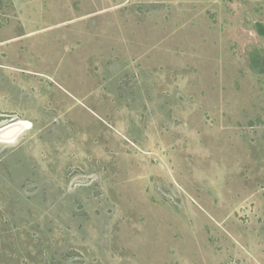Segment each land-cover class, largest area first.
<instances>
[{
	"label": "rangeland",
	"instance_id": "1",
	"mask_svg": "<svg viewBox=\"0 0 264 264\" xmlns=\"http://www.w3.org/2000/svg\"><path fill=\"white\" fill-rule=\"evenodd\" d=\"M13 126L0 264H264V0H0Z\"/></svg>",
	"mask_w": 264,
	"mask_h": 264
},
{
	"label": "water",
	"instance_id": "2",
	"mask_svg": "<svg viewBox=\"0 0 264 264\" xmlns=\"http://www.w3.org/2000/svg\"><path fill=\"white\" fill-rule=\"evenodd\" d=\"M3 129L0 130V140L9 139L11 136H14L20 130L19 127L17 126H13L7 129L3 128Z\"/></svg>",
	"mask_w": 264,
	"mask_h": 264
}]
</instances>
